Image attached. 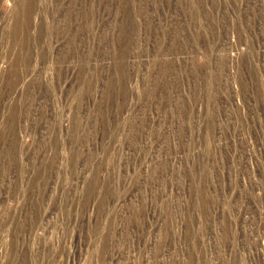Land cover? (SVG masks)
Listing matches in <instances>:
<instances>
[{"label": "rangeland", "instance_id": "rangeland-1", "mask_svg": "<svg viewBox=\"0 0 264 264\" xmlns=\"http://www.w3.org/2000/svg\"><path fill=\"white\" fill-rule=\"evenodd\" d=\"M0 264H264V0H0Z\"/></svg>", "mask_w": 264, "mask_h": 264}]
</instances>
